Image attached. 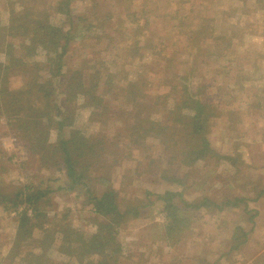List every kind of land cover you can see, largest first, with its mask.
I'll list each match as a JSON object with an SVG mask.
<instances>
[{
    "label": "rangeland",
    "instance_id": "obj_1",
    "mask_svg": "<svg viewBox=\"0 0 264 264\" xmlns=\"http://www.w3.org/2000/svg\"><path fill=\"white\" fill-rule=\"evenodd\" d=\"M12 1H16V10L20 3L32 4L31 0H11L10 4ZM58 1L36 0L46 8L51 23L70 31L63 71L67 75L77 71L86 86L98 75L97 93L108 107L103 112L97 110L81 92L70 101L67 93L71 89L59 82L60 78H51L48 86L43 82L42 88L50 89L66 106L52 115L60 119L73 113V124L61 131L50 129L48 142L55 145L58 133L69 138L79 131L83 136H103L113 142L117 134L121 143L105 144L96 155L100 156L97 162L96 156L91 160L86 152L92 142L84 146L81 161L89 158L91 165L82 182L68 188L69 178L58 167L60 149L33 153L0 115V187L11 197L26 186L46 191L37 201L41 216L33 218L32 224L75 228L86 239L96 232L97 221L103 220L93 213L88 196L108 186L114 189L117 207L125 214L124 221L112 228L119 252L112 258L86 256L94 264L100 259L107 264H264V197L258 195L264 183V9L256 12L253 0L247 1L249 11L245 14L231 10L240 8L239 0H67V5L60 6ZM10 8L0 0V22L5 26L10 24ZM210 17L214 24L211 38L188 43L191 31ZM227 36H231L229 40ZM9 40L14 45L20 43L18 37ZM184 50L199 54L200 76L190 72L187 82L193 83L192 91L198 94L197 88L201 101L209 102L216 113L206 134L215 156L191 166L182 165L184 155L173 160L171 152L176 148L169 144L164 149L160 138L145 140L139 149L121 145L125 135L121 118L132 111L120 88L129 79L143 78L145 97L141 100L151 106L147 110L155 112L158 105H170L175 96L156 101L154 95L166 93L168 87L160 84L171 71L165 67L169 62L178 67ZM27 61L33 72V62H38L39 70L48 71L42 52ZM186 65L188 58L184 69H188ZM28 73L17 71L8 77L11 89L20 87ZM39 75L46 77L42 71ZM178 75L183 74L178 71ZM182 133L183 145L187 130ZM27 143L31 144L28 139ZM127 151L132 156L126 157ZM117 152L125 153L118 164L112 160ZM220 154L230 155L232 162L216 157ZM165 191L177 194L171 201L180 207V222L171 223L162 209L164 200L159 197H164ZM204 198L209 201L206 207L190 205ZM235 198L243 200L220 210L215 206L226 200L232 203ZM15 208L11 201L0 204V260L8 264H13L7 254L15 242L17 213L26 210L33 215L28 206ZM38 234V229L32 230V236ZM245 237L252 242L244 243ZM30 240L27 243L34 247L35 241ZM50 255L62 262L68 258L56 250Z\"/></svg>",
    "mask_w": 264,
    "mask_h": 264
},
{
    "label": "trees",
    "instance_id": "obj_2",
    "mask_svg": "<svg viewBox=\"0 0 264 264\" xmlns=\"http://www.w3.org/2000/svg\"><path fill=\"white\" fill-rule=\"evenodd\" d=\"M3 1L8 3V6H11V16L8 26L0 22V115L5 117L9 127L19 134L25 146L33 153L41 149L43 153L49 154L55 148L60 149V160H57V162H60L58 167L64 169V174L70 181L68 188H72L74 184L82 182L94 156L105 148V144H111L113 141H109L103 136L101 138L83 136L79 134V131H75L69 138H63L62 134L58 133L56 144L49 143L48 135L50 129L55 128L61 131L63 126L72 125L73 119L71 118L73 113L67 114L64 118L56 119L52 115V112H62V107H66L64 106V100L59 103L54 92L50 89H43L42 83L45 82L48 86L51 78H60L59 82L65 83L66 87L71 89V93H67L70 96V101L72 99L71 96L74 97L77 92L85 93L89 96V102L92 104V107L94 106L97 110L100 109L103 112L108 105L103 103V98H101L100 93H97V79L99 80V76H96L97 79H90V85L86 86L80 77L81 74L77 71L72 72L70 75H67L63 71L64 62L62 57L67 52L66 43L69 40L70 31L69 29H64L61 26H55V24L51 23L46 18L47 13L45 12L46 8L44 6L38 5L36 0H31L32 4L22 6L20 3V9L16 10V1H12V4H10L11 0ZM66 1L59 0L58 5L60 6L64 2V5H67ZM239 1L240 8H231V10L245 14L249 11L246 7L248 0ZM263 1L253 0L257 5L256 12L264 9L261 7L264 6L262 5ZM144 3V5H147V2ZM59 10H61V7ZM143 12L145 15L147 14L145 10ZM226 16L231 17V14H226ZM211 21V17L207 20L203 19L202 23L196 27L197 29L191 31L190 39L187 42L196 44L201 38H205L203 42L211 38L210 34L214 30V24ZM228 35H231V33ZM15 37L20 38V43L17 45H14L9 40V38L12 39ZM230 37L227 36L228 40ZM60 39H63V43H60ZM227 44L230 45V42L227 41ZM37 52L43 53L47 61L48 71H44L42 68L39 70L38 62H33L34 72L30 70L27 59L34 56ZM184 52L185 57L181 60L178 67L176 65L173 66L169 61L165 67L171 71V76L162 80L160 84L161 86L166 85L168 87L166 93L154 95L156 96V101L159 99L165 101L167 96H175L172 100L173 103L170 105L167 106L165 103L160 106L158 105V109L155 112L147 110V107L151 108V106L141 100L144 96L142 90L145 86L143 78L142 80L134 81L133 79H129L126 81V85L120 88V91L124 90L125 92L123 95L125 99L123 100L131 107L132 111L129 115L122 113L125 114L121 118L122 124L125 127V135L122 140L124 145H121L123 147H127L128 145L134 149H139L142 148L140 146L145 144V140L149 138H160L163 140L161 145L164 149L169 144L176 148L171 152L173 160L176 156L184 155L185 159L181 160L182 165L191 166L199 161H205L215 156L206 134L208 132L209 121L216 113H214V109L209 102L201 101V98L198 97L199 90L197 88L196 91L198 94L192 91L191 85L193 83L190 84L187 82L186 76H189L190 72L191 74L200 76L198 69L199 54L191 50H184ZM2 57H4V60ZM187 58L188 65L186 66L188 69H184L183 65L185 66ZM20 65L22 66L18 67ZM174 69L175 71H173ZM24 70L29 71L25 77V82L20 87L11 89L9 78L15 72ZM40 71L46 73V77H41L39 75ZM178 71L183 75H178ZM158 76L160 78L162 77L161 74ZM78 88H81V90ZM193 90H195V86H193ZM156 104L158 103H153L154 106ZM97 110L91 112L93 116L96 115ZM144 111L146 112L145 114H143ZM113 123L115 125L117 122L114 120ZM178 126H181V129ZM184 130H187V137L184 139L185 141L183 140L184 144L182 145L180 143L182 137L180 140L179 136L183 134L182 131L184 132ZM119 137L117 138L116 134V141L112 144L116 145L118 141L120 142L121 138ZM27 139L31 144L27 143ZM89 142H92V145L86 147V152L91 160L89 161V158H87L82 163L81 158L85 155V148L83 147ZM121 155L117 152L113 155L112 160L118 164ZM129 155L132 156L131 152L127 151L125 156L127 157ZM97 157L99 158L100 156H96L94 162H97ZM216 157L228 159L232 162L230 156L225 155L223 157L220 155ZM99 180L104 179L100 177ZM45 193L46 191H39L38 189L31 190L26 186V188H21L11 197L9 193L0 187V204L11 201L14 207L17 208L19 205H25L26 207H30L31 213H33L32 216L27 214L26 210L17 213V228L15 237H13L15 242L7 254L13 264H94L92 259L86 260V256L96 254L112 258V256H115L119 252L118 245L112 236V228L124 221L123 217L125 214L117 207L116 191L114 189L108 186L102 188L99 193L92 194L91 192L88 196V201L92 202L93 213L103 219L97 221L96 232L91 234L89 239H86L83 233L75 228L65 226L63 228L59 227L58 229L56 227L50 228L40 224H32L31 220L33 218L41 216L37 213V201ZM172 195L177 194L165 191V196H160L159 198L164 200L162 209L165 211L166 217H168L171 223H175L176 221H181L179 216L180 207L171 201ZM242 200L241 198H235L232 203L226 200L215 206L220 210L224 205H236L237 201ZM208 203L209 201L204 198L190 205L198 208L201 206L206 207ZM34 229H38L39 234L32 236V230ZM57 233L59 234L57 235ZM30 238V242L35 241L34 247H31L30 243H27ZM90 239L91 241L88 245L87 241ZM53 250L67 256V260L62 262L53 259L50 255V252ZM0 264L8 263L0 260ZM95 264L107 263L100 259Z\"/></svg>",
    "mask_w": 264,
    "mask_h": 264
},
{
    "label": "crops",
    "instance_id": "obj_3",
    "mask_svg": "<svg viewBox=\"0 0 264 264\" xmlns=\"http://www.w3.org/2000/svg\"><path fill=\"white\" fill-rule=\"evenodd\" d=\"M212 146V145H211ZM220 155H222L223 157L226 155V154H220ZM226 156H230V155H226ZM222 161V160H221ZM258 195H260L261 197H264V196H262V195H264V183H262V190L260 191V192H258ZM264 231V230H263ZM264 233V232H263ZM243 241H244V243L245 242H247V243H251L252 242V240L250 239V242H249V240H248V238H243ZM263 251V250H262ZM238 258H240V257H238ZM245 258H247L246 256H245ZM252 259V258H251ZM246 263H248L247 261H245V263L244 264H246ZM261 264H263V263H261Z\"/></svg>",
    "mask_w": 264,
    "mask_h": 264
}]
</instances>
